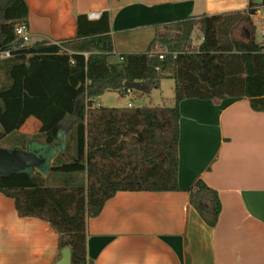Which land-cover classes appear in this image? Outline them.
<instances>
[{
    "label": "trees",
    "instance_id": "16d2710c",
    "mask_svg": "<svg viewBox=\"0 0 264 264\" xmlns=\"http://www.w3.org/2000/svg\"><path fill=\"white\" fill-rule=\"evenodd\" d=\"M261 6L264 0H249L241 11L169 24L181 30L175 39L157 34L145 52L115 55L106 12L95 20L78 15L76 36L60 45H22L15 28L27 26L26 2L0 0V51L12 52L0 58V142L9 140L11 149L19 146L49 162L0 177V192L13 199L18 216L47 222L59 250L70 249L71 264H90L86 220L108 198L117 191H177L182 100L245 97L253 110L264 112V45L251 19ZM232 20L242 36L222 38ZM195 25L202 41L192 49ZM163 42L167 49L161 52L156 45ZM167 77L174 81L171 105L94 104L105 91L124 93L126 81L138 83L133 92L149 94ZM29 116L40 121L39 131L18 134ZM189 195L204 222L214 226L221 210L216 190L198 179Z\"/></svg>",
    "mask_w": 264,
    "mask_h": 264
},
{
    "label": "crops",
    "instance_id": "0c3cea01",
    "mask_svg": "<svg viewBox=\"0 0 264 264\" xmlns=\"http://www.w3.org/2000/svg\"><path fill=\"white\" fill-rule=\"evenodd\" d=\"M25 2L30 44L71 40L76 17L99 11L108 14L113 53L120 55L145 52L169 24L241 11L249 0ZM251 19L257 41L263 32L264 45V6ZM118 93L129 97L132 92ZM100 97L96 106H103ZM40 125L29 116L18 134L34 135ZM178 155L177 191H117L97 216L86 220L90 264H264V112L253 110L245 97L184 99ZM198 179L215 189L220 201L212 227L189 201ZM60 257L50 225L19 217L13 199L0 192V264H56Z\"/></svg>",
    "mask_w": 264,
    "mask_h": 264
},
{
    "label": "rangeland",
    "instance_id": "374dc122",
    "mask_svg": "<svg viewBox=\"0 0 264 264\" xmlns=\"http://www.w3.org/2000/svg\"><path fill=\"white\" fill-rule=\"evenodd\" d=\"M181 33L180 28L177 27H171V26H165L162 29L159 30L157 33L160 38L165 39H175L176 36H178ZM242 30L237 27V23L235 20H232L230 24L226 27H224V31L221 34L222 38L228 37V38H240L242 36ZM202 41V32L200 30V27L198 25H195L191 35H190V41H189V47L192 49H196L199 44ZM167 46L166 44L160 43V50L161 52L166 51ZM173 87H174V81L163 78L160 81L159 87L154 88L150 91L149 94H139L131 91L132 93L129 95V97H125L120 95L117 91L108 90L105 91L99 101L103 106L107 107H120V106H126L128 102L132 103V106H158V105H171L173 103ZM1 144H10L9 140H3L0 142ZM8 146V149H11L12 145H4ZM6 149V148H5ZM45 156H49V152H45ZM48 161L44 163L43 167L48 165ZM38 168V167H36Z\"/></svg>",
    "mask_w": 264,
    "mask_h": 264
},
{
    "label": "water",
    "instance_id": "95a60500",
    "mask_svg": "<svg viewBox=\"0 0 264 264\" xmlns=\"http://www.w3.org/2000/svg\"><path fill=\"white\" fill-rule=\"evenodd\" d=\"M261 2L262 0H254ZM125 86L138 89L137 82L126 81ZM45 162V158L30 150L19 148L5 149L0 147V177L25 169L36 168ZM61 257L56 264H71V252L68 247L60 251Z\"/></svg>",
    "mask_w": 264,
    "mask_h": 264
},
{
    "label": "built area",
    "instance_id": "2783aa9c",
    "mask_svg": "<svg viewBox=\"0 0 264 264\" xmlns=\"http://www.w3.org/2000/svg\"><path fill=\"white\" fill-rule=\"evenodd\" d=\"M101 15V12L99 11H93V12H89L87 14V18L88 19H98ZM15 34H16V38L17 40L22 41V45H28L30 44V33L27 29V26L23 25V24H18L15 28ZM262 36H263V32L261 31L260 36L258 37V42L261 43L262 42ZM53 44L56 45H60L61 43L59 41H54L51 42ZM12 56V52L10 49H6V50H1L0 51V58L4 59V58H10ZM159 58L162 59V55H159ZM132 90L130 88L126 89V93H130ZM129 106H131V104H128Z\"/></svg>",
    "mask_w": 264,
    "mask_h": 264
}]
</instances>
